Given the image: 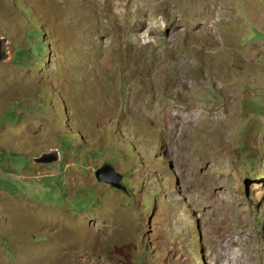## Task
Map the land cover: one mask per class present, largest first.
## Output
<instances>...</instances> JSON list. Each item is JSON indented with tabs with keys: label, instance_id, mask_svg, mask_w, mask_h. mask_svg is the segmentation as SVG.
<instances>
[{
	"label": "rangeland",
	"instance_id": "obj_1",
	"mask_svg": "<svg viewBox=\"0 0 264 264\" xmlns=\"http://www.w3.org/2000/svg\"><path fill=\"white\" fill-rule=\"evenodd\" d=\"M0 38V264H264V0H0Z\"/></svg>",
	"mask_w": 264,
	"mask_h": 264
},
{
	"label": "water",
	"instance_id": "obj_2",
	"mask_svg": "<svg viewBox=\"0 0 264 264\" xmlns=\"http://www.w3.org/2000/svg\"><path fill=\"white\" fill-rule=\"evenodd\" d=\"M10 45L7 39L0 38V63H5L11 60ZM60 159L59 152L57 150H50L47 153L41 154L39 157L33 159L35 165H48L58 162ZM94 176L99 183H105L115 189L123 190L119 181L120 176L113 171L110 165H103L97 169Z\"/></svg>",
	"mask_w": 264,
	"mask_h": 264
},
{
	"label": "bare ground",
	"instance_id": "obj_3",
	"mask_svg": "<svg viewBox=\"0 0 264 264\" xmlns=\"http://www.w3.org/2000/svg\"><path fill=\"white\" fill-rule=\"evenodd\" d=\"M222 8V7H221Z\"/></svg>",
	"mask_w": 264,
	"mask_h": 264
}]
</instances>
